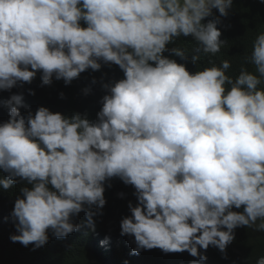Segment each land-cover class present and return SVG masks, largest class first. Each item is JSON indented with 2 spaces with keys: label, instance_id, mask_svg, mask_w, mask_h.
<instances>
[{
  "label": "clouds",
  "instance_id": "clouds-1",
  "mask_svg": "<svg viewBox=\"0 0 264 264\" xmlns=\"http://www.w3.org/2000/svg\"><path fill=\"white\" fill-rule=\"evenodd\" d=\"M232 7L233 0H0V90L31 83L37 72L41 86L53 77L67 85L101 62L124 73L104 85L95 122L46 107L24 116L22 95L7 102L0 187L28 185L10 214L13 243L39 249L49 230L65 238L80 230L72 218L81 212L95 231L112 178L135 188L138 203L120 224L122 236L134 237L133 255L186 251L206 261L200 250L226 253L237 227L264 232V32L246 56L255 72L242 67L235 77L226 74L229 60L190 73L176 61L189 50L167 47L192 37L193 64L219 53V17L204 21Z\"/></svg>",
  "mask_w": 264,
  "mask_h": 264
},
{
  "label": "trees",
  "instance_id": "trees-1",
  "mask_svg": "<svg viewBox=\"0 0 264 264\" xmlns=\"http://www.w3.org/2000/svg\"><path fill=\"white\" fill-rule=\"evenodd\" d=\"M218 17L217 27L222 34L220 39L225 42L220 52L214 56L200 54L199 63L193 64L194 53L191 50L196 47V42L192 37H180L167 46L189 50L187 60L177 57V63L185 64L193 74L211 67L209 60L216 66L223 60H229L231 67L226 74L232 77L242 67L255 72V66L246 62V56H250L256 37L264 32V0H233L227 17H220L218 10H213V15L206 18L204 23ZM82 26L86 27L83 22ZM164 55L175 59L170 52ZM101 63L99 71L88 69L67 85L64 80L53 77L50 86H41L42 73L37 72L31 83L17 85L11 91L0 90V124L9 119L6 105L13 95H22L25 107L19 110L24 116L29 110L35 114L39 107H46L53 113H61L69 118L80 113L95 122L102 109V98L109 94L104 85L124 78L119 66ZM85 90H88L87 94ZM30 91L35 94L31 95ZM6 175L0 170V179L6 178ZM24 186L28 185L21 181L9 190L0 187V264H255L258 258L264 256V232L247 226L234 230L235 239L227 246L226 253L214 246H209L206 251L201 249V253L207 256L206 261L192 257L186 251L165 254L160 249H153L133 255L134 237L122 236L120 224L123 218L131 215L129 203L136 205L138 201L135 188L125 185L119 178H112L105 184L107 203L102 210L103 215L94 218L95 231L88 226L87 214L81 212L72 218L73 223L80 225L79 231L65 238H56L49 230V242L33 250L32 245L25 247L10 240L13 234H18L10 214L16 198L21 195L19 190ZM233 210L241 212L243 208Z\"/></svg>",
  "mask_w": 264,
  "mask_h": 264
}]
</instances>
